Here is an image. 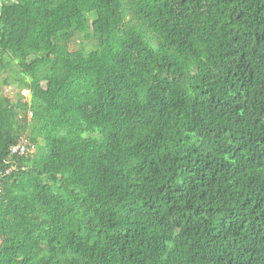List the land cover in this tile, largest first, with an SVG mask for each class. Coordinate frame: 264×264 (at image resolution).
<instances>
[{"label":"trees","instance_id":"obj_1","mask_svg":"<svg viewBox=\"0 0 264 264\" xmlns=\"http://www.w3.org/2000/svg\"><path fill=\"white\" fill-rule=\"evenodd\" d=\"M0 264H264V0H0Z\"/></svg>","mask_w":264,"mask_h":264},{"label":"built area","instance_id":"obj_2","mask_svg":"<svg viewBox=\"0 0 264 264\" xmlns=\"http://www.w3.org/2000/svg\"><path fill=\"white\" fill-rule=\"evenodd\" d=\"M28 115H31V112H28ZM34 149V145L29 141L28 138L21 136L17 143L12 145L11 147V151L13 153H17V154H26L28 152H32Z\"/></svg>","mask_w":264,"mask_h":264},{"label":"rangeland","instance_id":"obj_3","mask_svg":"<svg viewBox=\"0 0 264 264\" xmlns=\"http://www.w3.org/2000/svg\"><path fill=\"white\" fill-rule=\"evenodd\" d=\"M80 42V43H79ZM83 45L86 49H89V48H91L92 47V45H93V41H92V39H90V38H84L83 36H78V37H76L74 40H73V44H72V48L73 49H77V48H79V45ZM16 90V88H15V85H13L10 89H9V91H8V94L10 95V96H13L14 95V91Z\"/></svg>","mask_w":264,"mask_h":264}]
</instances>
